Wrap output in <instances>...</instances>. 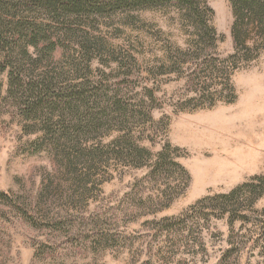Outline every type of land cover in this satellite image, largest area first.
Here are the masks:
<instances>
[{"label": "rangeland", "instance_id": "obj_1", "mask_svg": "<svg viewBox=\"0 0 264 264\" xmlns=\"http://www.w3.org/2000/svg\"><path fill=\"white\" fill-rule=\"evenodd\" d=\"M197 1L208 45L172 3L61 27L28 14L59 40L19 43L17 79L91 99L27 117L8 95L12 68L0 75V264H264V43L256 27L235 41L231 0ZM237 188L226 214L191 210ZM185 214L168 232L155 224Z\"/></svg>", "mask_w": 264, "mask_h": 264}, {"label": "trees", "instance_id": "obj_2", "mask_svg": "<svg viewBox=\"0 0 264 264\" xmlns=\"http://www.w3.org/2000/svg\"><path fill=\"white\" fill-rule=\"evenodd\" d=\"M170 3L182 10L185 9L189 13L188 18L193 22L199 33L200 44L208 45L215 40L216 31L207 24L203 15L198 13L200 4L197 0H0V52L8 51L7 58H9L8 63L0 62V75L7 71L9 67L12 68L8 91L9 97L19 108H23V113L27 117H31L30 115L33 113L36 116L37 112L45 113L49 111L53 114L55 110L65 111V109H68L74 115L77 113L75 109L77 101L85 102L91 99L87 91L73 94H61L60 91L56 90L53 92V89H48V84L44 80L32 82V80L27 78V74L26 77L23 75L21 79H17L18 74H20L18 67L22 60L17 55L16 57L14 56V50L19 43L25 40L27 45H34L37 44L40 36H43L46 38L44 42L47 41L49 43L46 45L48 49L54 50V46L58 44L57 39L54 40L53 38L58 36L57 30L59 29L50 24H35V21L31 20L28 16L29 13L47 14L51 22H55V26L61 27L64 24H73L70 21L76 19L74 17L102 13L107 8L114 9L115 11L123 9H148L157 5H167ZM231 3L237 18V23H234L233 27L235 41L245 44L250 37L249 29L256 27L258 29L257 33L264 43V0H231ZM20 53L21 57H26L27 48L22 49ZM52 120V115L48 120L46 118L42 120L43 123L47 121L44 129L47 131V135L54 132V124H50ZM63 122L60 118L57 125ZM80 122L77 125L71 124V127L61 126V130L69 137L71 131L79 129ZM167 154L168 152L159 155V162L156 165L157 170L167 163ZM171 162L175 167H181L175 161ZM257 179L263 178L258 177ZM245 187L251 188L250 184L245 185ZM242 189L237 188L229 194L203 199L199 205L192 207L191 210L196 213L204 210L206 207L204 205L213 208L215 202H220L217 204L221 207V210L219 209V216L226 214L229 211L227 210L228 207L233 204L234 199L240 194L239 192ZM0 199L10 203L8 196L5 194L0 195ZM187 214L181 216V218H167L155 224L157 227L161 226L163 231L168 232L173 227L171 225L172 222L177 224L181 222L185 223Z\"/></svg>", "mask_w": 264, "mask_h": 264}, {"label": "bare ground", "instance_id": "obj_3", "mask_svg": "<svg viewBox=\"0 0 264 264\" xmlns=\"http://www.w3.org/2000/svg\"><path fill=\"white\" fill-rule=\"evenodd\" d=\"M254 140H255V139H254ZM254 140H253V139H252V140L250 139L249 141H251V142L253 143ZM253 144H254V143H253Z\"/></svg>", "mask_w": 264, "mask_h": 264}]
</instances>
